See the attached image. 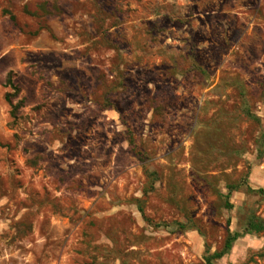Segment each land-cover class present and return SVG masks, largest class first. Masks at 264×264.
Returning a JSON list of instances; mask_svg holds the SVG:
<instances>
[{"label": "rangeland", "instance_id": "rangeland-1", "mask_svg": "<svg viewBox=\"0 0 264 264\" xmlns=\"http://www.w3.org/2000/svg\"><path fill=\"white\" fill-rule=\"evenodd\" d=\"M229 236L211 264H264V0H0V264Z\"/></svg>", "mask_w": 264, "mask_h": 264}, {"label": "trees", "instance_id": "trees-1", "mask_svg": "<svg viewBox=\"0 0 264 264\" xmlns=\"http://www.w3.org/2000/svg\"><path fill=\"white\" fill-rule=\"evenodd\" d=\"M8 85H9L11 88L15 89V87H14V85L12 84V82H11L10 79H8ZM7 98H8V97L6 96V100H8L7 102L9 103L10 106H12L10 100L7 99ZM235 240H236V237H235V236H233V237L229 236V237L226 239V241H225L223 251H222L221 253H216V254L212 255V256L208 259V264H211V263H210V260H219V259H221L222 256H223L227 251L230 250L231 245H232V243H233Z\"/></svg>", "mask_w": 264, "mask_h": 264}]
</instances>
